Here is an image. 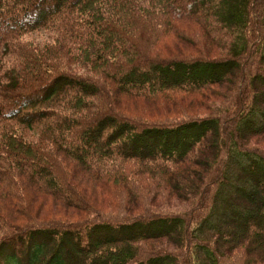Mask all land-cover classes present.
<instances>
[{
    "label": "trees",
    "instance_id": "trees-1",
    "mask_svg": "<svg viewBox=\"0 0 264 264\" xmlns=\"http://www.w3.org/2000/svg\"><path fill=\"white\" fill-rule=\"evenodd\" d=\"M177 14L221 54L160 55ZM35 30L58 32L44 53L23 39ZM11 56L0 66V178L16 187L12 205H29L33 185L89 215L18 225L0 238V264H264V149L252 143L264 136V0H0V59ZM217 85L224 96L198 101L209 109L218 98L212 112L139 114L180 113L197 99L172 92ZM235 159L247 175L240 205L221 195ZM133 183L142 200L164 191L187 208L102 212L103 190L125 194L131 210Z\"/></svg>",
    "mask_w": 264,
    "mask_h": 264
},
{
    "label": "rangeland",
    "instance_id": "rangeland-1",
    "mask_svg": "<svg viewBox=\"0 0 264 264\" xmlns=\"http://www.w3.org/2000/svg\"><path fill=\"white\" fill-rule=\"evenodd\" d=\"M175 23L178 24L177 28L179 32L176 33L174 30L167 35H162L160 41L157 43L156 48L157 52L163 56L175 55V54H187V53H194V54H205L208 56H215L221 54L215 48L203 49L202 45H206V40H211L209 37L205 36V32L201 27H199L195 22L191 19L184 18L180 14H177ZM201 28V29H200ZM186 32L187 38H181L179 36H183V33ZM188 33V34H187ZM58 36V32H51L47 30H35L30 33H27L23 36V39L30 45V48L33 49L35 52H39L42 50V45L44 43H54V37ZM195 42V43H194ZM39 49V50H38ZM37 50V51H36ZM44 53V49L42 50ZM40 55V54H39ZM12 58L5 57L0 59V66L6 67L8 61ZM14 58V56H13ZM41 60V59H40ZM13 66L12 64H10ZM63 65L68 68L69 70L80 73V74H88L99 78V74L95 72L92 68H90L87 64L82 63L81 61L77 60H64ZM3 67V68H4ZM2 68V69H3ZM226 85L223 86H214L210 90L200 91L195 94L186 93L184 91H175L172 92L171 95L173 96H185V98L191 99L192 96H195L194 101L191 106L187 105L186 101H183L184 106H181L178 111L180 113H163V112H156L150 110H143V112L139 113L145 117L151 119H162L163 117H174V116H164V115H176L180 114V116H188L193 114H204L208 112H212L213 106L218 104V98L214 100V102H206L207 106H210L209 109L198 103L199 100H203L202 96L211 95L213 92H219L221 96H224ZM225 100V99H224ZM223 100V101H224ZM213 109V110H212ZM217 108H215L216 110ZM153 112V114L149 112ZM20 131L23 132L27 139L32 140L34 142H38L40 140L39 132L35 130H28L23 127H19ZM18 131V130H17ZM19 132V131H18ZM46 142L43 141V144ZM252 143L264 149V136H260L254 140ZM260 148V149H261ZM243 162L239 159H235L230 166V180L229 183L223 188L221 195L226 196L229 202H234L237 205L243 203V199L241 198L240 193L236 191L239 185H242V178H246L244 174L245 170L242 166ZM15 173V172H14ZM244 173V174H243ZM17 174V173H15ZM8 179L0 178V238L3 237L6 233L13 231L18 225L26 224V223H36L42 222L43 219L47 218H65L68 216V220L70 219H79L83 218L87 214L86 211H79L76 208L71 206H66L61 200L56 199V197L51 196L49 194H45L44 192L34 189L33 185H30L28 189V194L31 199L29 201V205H26L23 202H19L18 205H12L13 199V189L16 190V187L11 184ZM12 182V181H11ZM87 188L91 189L94 184L92 182H87ZM145 184V183H144ZM148 184H145V188L147 189ZM123 188V187H122ZM125 189V188H124ZM96 190V189H94ZM143 187H139L136 183H133L130 191L137 195L136 198H132L133 205H131V210H127L122 208L120 203H125L127 206L128 203L126 198L127 196L119 191L116 190H103L98 192V195L102 197L105 201L98 202V205L103 207L102 212L114 215V216H127L130 215L136 216L139 214H144L148 212L156 213H165L167 211L172 212H180L183 211L184 208H187V203L179 200L175 196L170 195L168 192L164 191H156L149 193L148 191L145 192L142 200ZM26 191V190H24ZM127 191V190H126ZM166 197V198H165ZM11 200V202H10ZM142 203L144 208L147 209H140L139 203ZM238 202H241L238 204ZM139 207V208H138ZM224 213H228L227 210H223ZM64 213V215H63ZM120 218V217H116ZM217 219V215H215L212 220ZM211 232L209 231V234ZM164 244H166L164 242Z\"/></svg>",
    "mask_w": 264,
    "mask_h": 264
}]
</instances>
